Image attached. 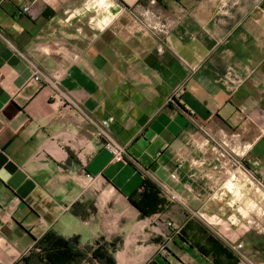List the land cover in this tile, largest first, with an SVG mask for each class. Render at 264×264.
Segmentation results:
<instances>
[{"label": "crops", "instance_id": "crops-1", "mask_svg": "<svg viewBox=\"0 0 264 264\" xmlns=\"http://www.w3.org/2000/svg\"><path fill=\"white\" fill-rule=\"evenodd\" d=\"M144 179L169 203L147 218ZM229 216L240 250L203 221ZM48 233L117 240L115 264H264V0H0V264Z\"/></svg>", "mask_w": 264, "mask_h": 264}, {"label": "trees", "instance_id": "trees-1", "mask_svg": "<svg viewBox=\"0 0 264 264\" xmlns=\"http://www.w3.org/2000/svg\"><path fill=\"white\" fill-rule=\"evenodd\" d=\"M129 201L139 212L141 218H147L163 212L169 203L162 196L160 188L151 180L144 179L140 190ZM119 241L104 242L100 239L90 251L79 248V239H64L53 233L46 234L35 244L34 255L25 264H115L113 252Z\"/></svg>", "mask_w": 264, "mask_h": 264}, {"label": "built area", "instance_id": "built-area-1", "mask_svg": "<svg viewBox=\"0 0 264 264\" xmlns=\"http://www.w3.org/2000/svg\"><path fill=\"white\" fill-rule=\"evenodd\" d=\"M24 11H27V8H25ZM29 65H30V68L32 69V73H33L32 74V80L35 82H39L43 78L42 72L34 63H29ZM49 84L51 85V87L53 89V93H52L51 98L52 99H63L64 95L61 92L59 85L54 81L50 82ZM73 108L77 112L82 114L80 107L73 104ZM190 116H191V118H193L192 113H190ZM91 123L96 127V135H97L98 139H100L103 149H105L110 154L112 162H115V163L124 162L125 161V155H126V149L123 146H121L120 144H118L111 137V135L108 133V131H106L104 128H102L99 125L94 124L93 122H91ZM248 179H250V177ZM203 221H205V223L210 227L220 226L223 230V234L222 235L218 234V235L223 239V241L227 245L233 246V248H235L236 250H240L242 248V245L240 243H238V239H240V236L235 237V236L230 235L232 227L238 226L236 223V220L232 219L229 216L225 221H221L220 219H217V218H214V219L208 218L206 220L203 219ZM167 226L172 227V224L168 223ZM177 233H178V230L176 229L175 234H177Z\"/></svg>", "mask_w": 264, "mask_h": 264}, {"label": "rangeland", "instance_id": "rangeland-1", "mask_svg": "<svg viewBox=\"0 0 264 264\" xmlns=\"http://www.w3.org/2000/svg\"><path fill=\"white\" fill-rule=\"evenodd\" d=\"M31 255H32V253H30V252L25 253V254L22 256V258H21V260L19 261L18 264H25V261H26V260H29V262H30Z\"/></svg>", "mask_w": 264, "mask_h": 264}, {"label": "bare ground", "instance_id": "bare-ground-1", "mask_svg": "<svg viewBox=\"0 0 264 264\" xmlns=\"http://www.w3.org/2000/svg\"><path fill=\"white\" fill-rule=\"evenodd\" d=\"M107 7H108V5H107ZM245 176V175H244ZM247 178V177H246ZM246 178H244V179H246ZM248 179V178H247ZM258 189V188H257Z\"/></svg>", "mask_w": 264, "mask_h": 264}, {"label": "clouds", "instance_id": "clouds-1", "mask_svg": "<svg viewBox=\"0 0 264 264\" xmlns=\"http://www.w3.org/2000/svg\"><path fill=\"white\" fill-rule=\"evenodd\" d=\"M103 23V22H102Z\"/></svg>", "mask_w": 264, "mask_h": 264}]
</instances>
